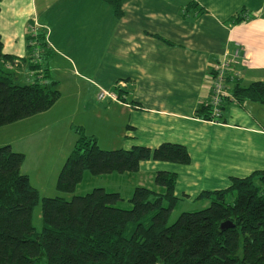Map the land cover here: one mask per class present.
<instances>
[{
	"label": "trees",
	"instance_id": "trees-1",
	"mask_svg": "<svg viewBox=\"0 0 264 264\" xmlns=\"http://www.w3.org/2000/svg\"><path fill=\"white\" fill-rule=\"evenodd\" d=\"M101 1L117 18L123 16L124 0ZM240 20L236 15L231 24ZM39 38L46 46V37ZM27 49L32 55L30 45ZM20 60L4 52L0 34V127L47 112L61 98L59 82L49 83L47 71L35 74L30 84H20L10 69L21 65ZM38 67L32 65L34 71ZM231 94L241 103L264 104V80L247 87L236 83ZM206 108L203 116L209 118L211 107ZM81 131L58 177L61 192L81 187L85 171L93 177L131 176L147 161L189 165L192 160L181 144L104 150L95 137ZM24 160L25 154L12 146L0 147V264H264V168L248 177H232L226 189L204 191L197 199L208 200L207 208L183 212L169 224L181 200L176 195L177 173L157 171L155 186L133 188L126 208L120 191L104 187L70 199L41 198L21 171ZM38 205L40 232L32 222ZM225 222L232 226L223 231Z\"/></svg>",
	"mask_w": 264,
	"mask_h": 264
},
{
	"label": "rangeland",
	"instance_id": "rangeland-1",
	"mask_svg": "<svg viewBox=\"0 0 264 264\" xmlns=\"http://www.w3.org/2000/svg\"><path fill=\"white\" fill-rule=\"evenodd\" d=\"M184 1L187 4L189 3L187 7L196 8L198 17L203 14L206 15L204 19L209 17L207 16L210 13L209 9L202 5L200 6L197 3L198 0ZM144 2L146 5L145 9L149 12H155L159 15V9H162V18H164L166 13L175 15L176 9H179V12L181 11V15L183 14L181 4H179L181 0H143ZM101 3L103 2L100 0ZM242 4V1L239 0L231 9L224 11V13L216 11L212 5L210 8H213L211 12L214 16L216 15L219 19H226L231 15L240 13L243 7ZM106 5L108 4L106 3ZM129 10H133V7ZM60 11L62 12V10ZM56 13L58 14L59 12L56 11ZM61 16L34 19L28 26L31 40L26 41L27 48L30 45L33 54L31 55L30 50H28L25 54L27 58L20 60L21 65L16 66L13 64L10 66L11 71L19 77L18 82L20 84H30L33 82L35 74H41L43 71L41 74L43 76L44 72L47 71L48 77L46 80L49 83L59 82L61 98L53 108L43 114L0 127V147L10 145L14 151L25 154L21 171L23 174L28 175L31 184L38 189L41 198L59 196L70 199L76 194L86 195L95 188L104 187L111 191H120L124 197L121 206L129 208L130 204L127 200L131 197L133 188L136 186L154 187V176L157 171L166 167L165 165L170 169L177 167L182 177V167L189 165L191 167L192 160L189 165L147 161L142 164L138 173L131 176L106 175L93 177L88 176L91 174L85 171L86 180L83 181L81 187L74 192H61L57 188L58 177L82 135L81 130H83L85 136L95 137L99 146L104 150L130 149L134 145H144L151 149H157V147L164 144L162 140L166 141V139L180 141L186 145L190 144V147L193 148V145L197 143L194 134L189 132L186 124L175 121V114H190L188 111H178L176 109L178 104H176L175 99L170 98L165 101H168L170 106L175 108L166 106L165 113L159 117V110L163 108L159 105V98L157 97L159 94V82H156L157 88L155 92L149 93L151 89L145 87V81L142 82L140 87L130 88H128V83L116 81L119 74L116 69V60L121 57L120 54L123 56L126 54L120 50L126 45L124 42H127V35L124 36L123 33L128 32L129 29L133 31V35H140L138 27L141 25L138 23L139 16L137 13L132 16L130 13L127 14V19H133L134 21H129L126 31L122 25L113 26L112 24L109 30H103L93 35L88 34V36L80 33L82 28L81 31H79L80 28H73L77 24L76 21L78 19H67ZM115 17L117 18L116 15ZM71 21L72 24L69 25ZM153 22L151 19H146L143 23L151 27L154 24ZM17 25L1 23V27L6 30L4 37L6 36L7 38L9 35L15 34L17 27H20V25ZM98 26H106V24L99 22ZM40 34L46 37V46L41 45V41H39ZM89 35L92 36L90 43ZM18 42L15 43L13 41V44L19 45L20 42ZM23 47L22 45V50ZM118 47L119 49H117ZM241 62L233 69V72H240ZM35 63L40 65V68H36V71H34L35 68H32ZM110 77L115 78L114 82H110ZM240 78L242 79V74ZM209 79L211 88L213 81L211 78ZM241 79L238 83L239 85H241V82V86L248 85L244 74L242 81ZM233 81L237 82V79L234 78L232 81L225 80L224 84L228 88V86H232L230 83ZM181 87L184 86L170 85L164 89V94L168 91L178 90ZM103 90L106 91L105 100L98 102V96L103 93ZM228 91L231 92L229 88ZM139 94H147L149 98L138 100L133 97ZM111 95L115 100L110 97ZM210 100L212 101V97ZM210 100L208 103L209 107ZM235 101L238 100L226 99L223 103L221 119H214L213 121L224 120L226 114L230 121L237 120V116H239L243 121L247 122L249 111L246 112L240 107L237 108L236 105L229 106L227 111H224L227 103ZM136 102L141 103V105L139 103L136 104ZM210 118L202 119L204 121L212 120L213 114ZM236 123L239 122L236 121ZM128 126H133L135 129L131 131L127 128ZM78 130H80L81 135ZM159 142H162V144L160 143L159 145ZM165 143L176 144L172 142ZM190 175L191 178L187 179L185 186L191 189L197 190L204 185L207 186V182L213 180L209 177L205 178L200 167L192 169ZM181 177L179 180L178 175L176 185V195L181 200H179V203L171 213L169 224L174 223L183 212L200 211L210 205V202L206 199H197L204 191L199 195L186 196L183 193L184 186ZM229 184H231L230 179ZM124 199L126 200L125 202ZM32 222L38 232L42 231L43 222L40 205L34 209Z\"/></svg>",
	"mask_w": 264,
	"mask_h": 264
},
{
	"label": "crops",
	"instance_id": "crops-1",
	"mask_svg": "<svg viewBox=\"0 0 264 264\" xmlns=\"http://www.w3.org/2000/svg\"><path fill=\"white\" fill-rule=\"evenodd\" d=\"M238 1H194L209 9L210 13L207 15L209 17L204 19L206 15L198 17L196 8L187 10L189 3L187 4L184 0L179 3L182 15L181 11L176 9L175 15L166 13L164 18L161 16L162 9H159V15L147 11L143 0H124V12L121 18H116L112 7L103 1L100 4V0H3L0 13V34L4 43V52L25 60L27 58L25 54L28 51L26 44L29 36L28 26L34 19L55 18L60 15L62 18L78 19L79 22L76 21L77 24L73 28H80L79 31L82 28L80 33L88 36V34L93 35L109 30L112 24L113 26L122 25L126 31L129 21H134L133 19L128 20L127 14L130 13L132 16L137 13L138 23L141 25L138 27L140 35H133V31L129 29L128 32L123 33L124 36L127 35V38L125 37L127 42H124L126 45L120 50L126 54L124 56L120 54L121 57L116 60V69L119 73L116 81L128 83V88L140 87L145 81V87L151 89L149 93L155 92L156 82H159L157 97L159 105L163 107L159 110V117L165 113L167 109L165 107L170 106L169 102L165 101L170 98L175 99L178 111H188L190 115L175 114V121L187 125L189 132L194 134L196 145L191 148L190 144L186 145L180 141L170 139L162 141L187 147L191 155L192 166L182 167V177L177 167L170 169L165 165L166 167L161 170L177 173L179 180L180 177L182 178L183 193L186 196L199 195L203 191L226 189L232 177H248L264 168V104L250 101L240 104L235 101L228 103L229 105L226 104L224 111L234 105L246 112L249 111L247 122L239 116L237 120L230 121L226 114L222 121L203 120L206 107L209 106L211 92L209 78H211L212 67L222 60L225 53L232 54L236 49V44L241 48L242 62H240L242 64L239 67L241 72L239 74L240 76L242 74V79L244 74L248 84L246 87L253 82L264 80V0H241L243 7L236 15L243 20L237 24H231V20L236 15L219 19L211 12L213 9L210 8L211 5L216 11L224 13ZM131 7L133 10H129ZM56 11L59 13L57 14ZM146 19L153 20V26L144 25L143 22ZM99 22H104L106 26L99 27ZM1 23L18 24L20 27H17L15 34L6 38L4 37L6 30L1 27ZM71 24L72 21L69 25ZM159 25L161 26L158 27ZM91 35H89V43L92 41ZM13 41L18 42L19 45L13 44ZM244 54L247 55V59L243 58ZM128 55H130L129 58ZM109 79L110 82L115 80L114 77ZM170 85L184 87L164 94V89ZM231 85H236V83H231ZM232 86H229L230 91ZM133 97L146 100L149 95L139 94ZM127 128L131 131L135 129L133 126ZM160 143L162 144L159 142V145ZM198 167L202 168L205 178L209 177L213 180L208 181L207 186L204 185L197 190L186 187L187 179L191 178V170Z\"/></svg>",
	"mask_w": 264,
	"mask_h": 264
},
{
	"label": "built area",
	"instance_id": "built-area-1",
	"mask_svg": "<svg viewBox=\"0 0 264 264\" xmlns=\"http://www.w3.org/2000/svg\"><path fill=\"white\" fill-rule=\"evenodd\" d=\"M241 53L240 45L236 44V49L232 54L225 53L222 60L215 63L212 67L211 80L213 81V86L211 87V97H212V107H213V119H221L222 109L221 105L223 102V98L226 95H229L232 99H236L232 97L231 92L228 91V88L225 86V80H230V75L233 72V67L239 63V59ZM243 58H247V55L244 54ZM239 75L233 73L231 76V80L234 78H238ZM106 91L103 90V93L98 96L99 101H103L105 98ZM113 98V96H110ZM114 99V98H113ZM105 100V99H104Z\"/></svg>",
	"mask_w": 264,
	"mask_h": 264
},
{
	"label": "bare ground",
	"instance_id": "bare-ground-1",
	"mask_svg": "<svg viewBox=\"0 0 264 264\" xmlns=\"http://www.w3.org/2000/svg\"><path fill=\"white\" fill-rule=\"evenodd\" d=\"M244 59H247V58H244ZM240 60H242V59L240 58V59H239V62H240ZM238 64H239V63H238ZM238 64H237V65H238ZM237 65H235V66L233 67V69H234L235 67H237ZM211 73H212V71H211ZM233 73L239 75V73H237V72H233ZM233 73H232V75H233ZM232 75H230V81H232V80H231V76H232ZM236 79H237V82H235V81H233V82H234V83H239V81H240V79H241V78H240V75H239V77L236 78ZM228 97H229V95H226V96L223 98V102H222V105H221V109H222L223 106H224L223 103L225 102V100H226V99H229ZM210 98H211V97H210ZM113 100H115V99H113ZM229 100H231V99H229ZM210 107H211V115H212V114H213V107H212V104H211V100H210Z\"/></svg>",
	"mask_w": 264,
	"mask_h": 264
},
{
	"label": "water",
	"instance_id": "water-1",
	"mask_svg": "<svg viewBox=\"0 0 264 264\" xmlns=\"http://www.w3.org/2000/svg\"><path fill=\"white\" fill-rule=\"evenodd\" d=\"M231 226H232L231 223H229V222H225V223H223V224L221 225V229L224 231V230L228 229V228L231 227Z\"/></svg>",
	"mask_w": 264,
	"mask_h": 264
}]
</instances>
